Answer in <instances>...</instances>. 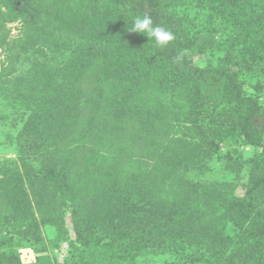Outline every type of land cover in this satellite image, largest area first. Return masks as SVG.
Wrapping results in <instances>:
<instances>
[{
	"label": "rangeland",
	"instance_id": "obj_1",
	"mask_svg": "<svg viewBox=\"0 0 264 264\" xmlns=\"http://www.w3.org/2000/svg\"><path fill=\"white\" fill-rule=\"evenodd\" d=\"M159 1L171 16L169 30L193 64L235 72L245 93L256 98L260 109L254 130L264 144V59L252 60L247 53L252 0ZM34 15L40 16L37 25ZM136 15L126 0H0V37L5 36L0 115L6 117L0 123V264H182L189 249L178 258L161 245L178 237L183 241V229L176 228L178 234L169 230L186 228L190 209H211L206 212L216 211L226 223L239 221L228 216L233 208L242 213L249 204L264 212V149L242 144L241 108L233 93L213 78L198 79L171 66L162 47L128 30ZM200 45L205 52H199ZM47 63L70 69L88 63L93 76L75 77L74 71L72 78L82 81L88 100L93 97L89 89L100 86L99 106L109 125L131 133L122 141L135 144L141 168L152 167L160 178L155 191L164 212L155 249L137 253V237L135 243L125 239L123 247L106 246L100 232L105 218L92 219L91 189L70 191L42 173L34 176L40 172L37 162L28 159L34 138L23 123L35 113L32 103L27 106L40 97L41 67ZM103 67L123 68V81L101 76ZM120 82L118 96L111 87ZM12 121L14 126L8 125ZM45 136L39 134V144ZM119 142L112 136L103 148L118 151ZM126 177L128 182L135 178ZM225 231L235 235L230 226Z\"/></svg>",
	"mask_w": 264,
	"mask_h": 264
},
{
	"label": "trees",
	"instance_id": "obj_2",
	"mask_svg": "<svg viewBox=\"0 0 264 264\" xmlns=\"http://www.w3.org/2000/svg\"><path fill=\"white\" fill-rule=\"evenodd\" d=\"M126 1L140 15L149 14L155 25L167 29L171 26V16L162 8L159 0ZM248 3L249 6L252 4L254 10L251 16L252 25H249L252 29L250 35H247L249 38L247 39L248 57L252 60L255 57L264 59L262 56L264 51V0H252ZM39 17L32 16L35 25L39 23ZM29 27V31H32L30 24ZM238 35L244 38L245 33L240 34L238 31ZM4 40L3 35L0 37V45L5 44ZM260 42L263 46L258 49ZM183 49L184 46L178 38L168 47L163 48L170 65L198 79L213 78L222 89L233 93L241 108L238 135L242 144L264 149V144L256 136L254 130L260 109L259 103L255 97L245 93L235 72L211 66L197 67L186 56ZM198 50L201 53L205 52L202 45L198 47ZM103 54L104 52H97V56ZM177 57L180 59L177 60ZM93 61L96 59L94 58ZM87 64H77L71 69L57 63H47L46 66L41 67L44 71L40 75V80H42L40 97L32 99L35 101H29L27 106L30 108L32 103L35 113H28L30 115H26L23 123L27 133L34 138L31 142L33 147L28 146L31 151L28 155L29 164L37 162L39 165L40 172L34 175L37 178L42 173L47 180L52 179L63 185L67 184L66 187H70V191L83 188L92 190L87 191L88 200L94 203L92 204L94 207L91 208L92 219L105 218L104 223L101 224L104 226L103 231L100 232L107 238L106 246L120 245L123 247L125 239L131 238L135 243L137 237V253L142 248L155 249L154 239L162 229L163 215L161 214L164 212V209L159 206L163 200L158 203L156 194L159 191H155L159 188L160 180L158 179L160 178L152 172V167L150 170L141 168L135 144L129 142L126 145V142L122 141L123 136L131 133L120 131L118 127L109 125L110 119L106 115L105 108L99 106L102 91L100 86L94 85L92 89H89L93 97L88 100L90 97L86 94V89L81 87L82 81L72 78L74 71L77 73L75 77L84 78V74H89L88 77L93 76L94 73H90ZM122 70L123 68L103 67L100 75L104 72L105 76L110 75L115 80L117 78L123 81L124 77L120 72ZM0 80L3 79L0 78ZM121 83L112 85L113 94L120 96V91H123ZM3 87L4 84L0 83V88ZM15 99L19 98H14V101ZM5 119V115H0V123L4 124ZM55 123L57 124L54 125ZM8 125L14 126V122ZM42 132L43 136H46L42 139L44 142L39 144V134ZM112 136H116L120 141L117 146L118 151L103 148L104 141H108ZM124 150L129 151L123 153ZM131 152L133 155L130 154ZM127 155L128 158H126ZM130 175L135 178L128 182L126 176ZM99 187L103 189L100 190ZM77 205L81 207L80 199ZM102 206L104 208H101ZM245 208H248V211L242 213L233 208L234 214L229 213L228 216L238 218L239 221H228L230 223L224 222V217L221 215L216 216V211L206 212L211 209L203 211L190 209L188 219L191 221L187 227L174 226L169 230L172 234L177 233L176 228L183 229L185 232L182 236L183 241L179 240V237L171 239L166 246L162 243V249L166 248L169 253L178 258L182 251L189 249L190 253L183 258L182 264H264V239L262 238L264 212L253 211V205L249 204ZM240 214L244 216L242 220ZM123 218H126L124 223ZM115 221L117 224L113 226ZM227 226L233 230L234 236L225 233Z\"/></svg>",
	"mask_w": 264,
	"mask_h": 264
},
{
	"label": "clouds",
	"instance_id": "obj_3",
	"mask_svg": "<svg viewBox=\"0 0 264 264\" xmlns=\"http://www.w3.org/2000/svg\"><path fill=\"white\" fill-rule=\"evenodd\" d=\"M128 30L145 35L148 40H153L156 45L162 48L168 47L176 39L172 31L166 27L155 25L152 17L147 13L134 16L132 27ZM179 59L180 57H177V60Z\"/></svg>",
	"mask_w": 264,
	"mask_h": 264
}]
</instances>
